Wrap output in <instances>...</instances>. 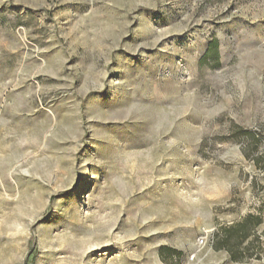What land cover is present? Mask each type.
<instances>
[{"label": "rangeland", "instance_id": "obj_1", "mask_svg": "<svg viewBox=\"0 0 264 264\" xmlns=\"http://www.w3.org/2000/svg\"><path fill=\"white\" fill-rule=\"evenodd\" d=\"M0 264H264V0H0Z\"/></svg>", "mask_w": 264, "mask_h": 264}, {"label": "trees", "instance_id": "obj_2", "mask_svg": "<svg viewBox=\"0 0 264 264\" xmlns=\"http://www.w3.org/2000/svg\"><path fill=\"white\" fill-rule=\"evenodd\" d=\"M211 52H213L215 54V60L217 63H219L220 55L218 52V42L217 41H214V42H212V44H210L208 52L206 53L204 58H207L208 56H210Z\"/></svg>", "mask_w": 264, "mask_h": 264}]
</instances>
